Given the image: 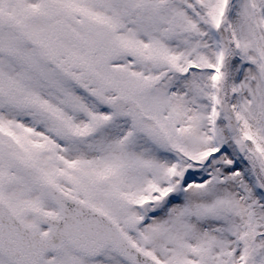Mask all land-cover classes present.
Returning a JSON list of instances; mask_svg holds the SVG:
<instances>
[{
	"label": "snow or ice",
	"instance_id": "6c2138e0",
	"mask_svg": "<svg viewBox=\"0 0 264 264\" xmlns=\"http://www.w3.org/2000/svg\"><path fill=\"white\" fill-rule=\"evenodd\" d=\"M0 264H264V0H0Z\"/></svg>",
	"mask_w": 264,
	"mask_h": 264
}]
</instances>
